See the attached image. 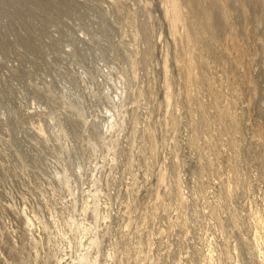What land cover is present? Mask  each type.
Masks as SVG:
<instances>
[{
    "label": "rangeland",
    "instance_id": "1",
    "mask_svg": "<svg viewBox=\"0 0 264 264\" xmlns=\"http://www.w3.org/2000/svg\"><path fill=\"white\" fill-rule=\"evenodd\" d=\"M173 4L0 0V264H264V0Z\"/></svg>",
    "mask_w": 264,
    "mask_h": 264
},
{
    "label": "bare ground",
    "instance_id": "2",
    "mask_svg": "<svg viewBox=\"0 0 264 264\" xmlns=\"http://www.w3.org/2000/svg\"><path fill=\"white\" fill-rule=\"evenodd\" d=\"M174 9L178 10L179 9V0H174ZM122 99V91L120 94H117V101L115 99H113V102L115 104H118V101H120ZM107 117V116H105ZM108 120L111 119V121L107 122V130L111 129L115 124H116V115L115 113H112L111 116L107 117ZM88 228L86 226H84V231L87 232Z\"/></svg>",
    "mask_w": 264,
    "mask_h": 264
}]
</instances>
